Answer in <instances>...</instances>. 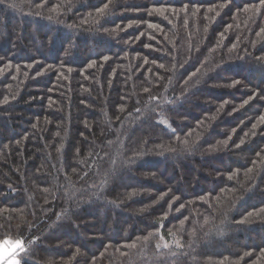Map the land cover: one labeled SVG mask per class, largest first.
<instances>
[{
  "label": "trees",
  "instance_id": "16d2710c",
  "mask_svg": "<svg viewBox=\"0 0 264 264\" xmlns=\"http://www.w3.org/2000/svg\"><path fill=\"white\" fill-rule=\"evenodd\" d=\"M261 117L264 0H0V241L264 264Z\"/></svg>",
  "mask_w": 264,
  "mask_h": 264
},
{
  "label": "rangeland",
  "instance_id": "374dc122",
  "mask_svg": "<svg viewBox=\"0 0 264 264\" xmlns=\"http://www.w3.org/2000/svg\"><path fill=\"white\" fill-rule=\"evenodd\" d=\"M21 244L18 240L4 239L0 241V264H19L17 254ZM17 262V263H16Z\"/></svg>",
  "mask_w": 264,
  "mask_h": 264
},
{
  "label": "snow or ice",
  "instance_id": "6c2138e0",
  "mask_svg": "<svg viewBox=\"0 0 264 264\" xmlns=\"http://www.w3.org/2000/svg\"><path fill=\"white\" fill-rule=\"evenodd\" d=\"M105 7H107V5H105ZM221 7H223V6H221ZM247 10V9H246ZM100 13H102L103 12V9H101V10H98ZM158 11H161V12H163L164 10H158ZM210 11H211V9H210ZM218 14V13H217ZM235 47V46H234ZM105 59H107V57H105ZM31 65H29V67H30ZM236 83H238V82H236ZM245 103H247V101H245ZM223 107V105H221V108ZM215 117H213V119H214ZM261 122H264V117H261ZM253 127L255 128L256 127V125H253ZM224 145H226L227 143H228V141L227 140H225V141H223L222 142ZM241 143H243V141H241Z\"/></svg>",
  "mask_w": 264,
  "mask_h": 264
},
{
  "label": "crops",
  "instance_id": "0c3cea01",
  "mask_svg": "<svg viewBox=\"0 0 264 264\" xmlns=\"http://www.w3.org/2000/svg\"><path fill=\"white\" fill-rule=\"evenodd\" d=\"M17 263V262H16ZM18 264V263H17Z\"/></svg>",
  "mask_w": 264,
  "mask_h": 264
}]
</instances>
